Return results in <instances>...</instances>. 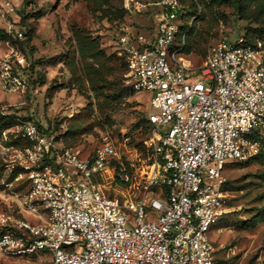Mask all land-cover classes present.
Here are the masks:
<instances>
[{
    "label": "built area",
    "instance_id": "1",
    "mask_svg": "<svg viewBox=\"0 0 264 264\" xmlns=\"http://www.w3.org/2000/svg\"><path fill=\"white\" fill-rule=\"evenodd\" d=\"M2 2L15 10V0ZM124 7L156 8L155 32L115 26L129 86L151 93L152 153L132 158L105 141L82 155L18 117L0 133L2 254L43 255L51 264H215L209 231L227 212L225 165L264 147V36H223L196 66L181 32L182 0H125ZM24 61L0 58L4 89L27 91L12 69ZM152 188L159 189L150 196Z\"/></svg>",
    "mask_w": 264,
    "mask_h": 264
},
{
    "label": "rangeland",
    "instance_id": "2",
    "mask_svg": "<svg viewBox=\"0 0 264 264\" xmlns=\"http://www.w3.org/2000/svg\"><path fill=\"white\" fill-rule=\"evenodd\" d=\"M15 1L10 11L0 0V58H24V65L12 64V69L28 89L16 93L0 85V133L17 121L11 124V115L27 116L82 155L111 141L132 158L149 157L151 93H137L129 86L114 37L115 26L125 21L140 25L137 31L144 34L155 32L156 8L129 14L125 0ZM182 3V29L192 28L186 50L197 53L196 66L223 36L262 37L264 0ZM225 176L227 212L209 231L217 246L215 264H264V147L245 163L226 164ZM158 189L152 188L150 196ZM147 210L151 219L158 217ZM0 264L51 263L43 255L12 257L0 252Z\"/></svg>",
    "mask_w": 264,
    "mask_h": 264
},
{
    "label": "trees",
    "instance_id": "3",
    "mask_svg": "<svg viewBox=\"0 0 264 264\" xmlns=\"http://www.w3.org/2000/svg\"><path fill=\"white\" fill-rule=\"evenodd\" d=\"M183 1V0H182ZM182 5H183V3H182ZM183 7H184V9H186V7L183 5ZM126 12L127 13H129V14H131V13H133V12H130V11H128V10H126ZM136 12V11H135ZM137 13H140V12H137ZM187 13V12H186ZM125 22H129V21H125ZM131 23V22H130ZM132 24L136 27V28H140L141 26L140 25H138V24H135L134 22H132ZM182 27L183 26H181V32L183 33V32H187V43H186V48H187V46H188V44H189V36H190V34H191V30H192V28L189 30V31H186V29H182ZM247 36V35H246ZM261 36H264V29L262 30V35ZM248 38H250L249 36H247ZM114 39H115V37H114ZM250 39H252V38H250ZM187 51V50H186ZM189 52H191V51H189ZM197 54V53H196ZM198 56V55H197ZM119 57V56H118ZM199 57L201 58V56L199 55ZM121 60H122V62L124 63V65L126 66V63L124 62V60L121 58V57H119ZM10 120H11V124H13L15 121H16V119H17V117H16V115H11L10 116ZM147 122H148V124H149V126H151L152 127V125H151V123L149 122V118L147 117ZM10 124V125H11ZM235 163H239V162H232L231 164L233 165V164H235ZM241 163H245V162H241ZM226 184H227V182H226ZM225 184V185H226Z\"/></svg>",
    "mask_w": 264,
    "mask_h": 264
},
{
    "label": "crops",
    "instance_id": "4",
    "mask_svg": "<svg viewBox=\"0 0 264 264\" xmlns=\"http://www.w3.org/2000/svg\"><path fill=\"white\" fill-rule=\"evenodd\" d=\"M216 231V229H214V232Z\"/></svg>",
    "mask_w": 264,
    "mask_h": 264
}]
</instances>
